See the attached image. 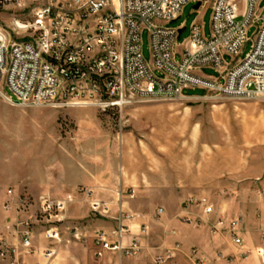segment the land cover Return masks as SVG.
Segmentation results:
<instances>
[{"label": "built area", "instance_id": "obj_1", "mask_svg": "<svg viewBox=\"0 0 264 264\" xmlns=\"http://www.w3.org/2000/svg\"><path fill=\"white\" fill-rule=\"evenodd\" d=\"M190 1L0 0V11H21L10 22L0 23V100L21 107L93 106L107 112L122 110L137 99H184L187 88L206 89L208 93L203 96L264 97L262 0H245L241 17L234 0H212L210 36H206L203 24L193 22L189 36L178 46L181 27L171 23L180 18ZM259 21L251 49L237 59L250 40L248 29ZM143 29L149 31L150 61L143 55ZM24 33L31 37H20ZM225 55H233L235 61L227 63ZM203 67L214 68L221 77L202 75ZM19 203L25 207L30 200L21 197ZM186 204L202 210L195 219L199 226H209L213 234L226 233L236 245H243L241 218L220 216L213 221V205L206 197H191ZM64 205L62 199L42 198L35 219L16 220L11 225L20 246L0 238V249L17 252L21 247L25 253H35L34 236L40 233L52 242L62 241V228L54 222L63 221L57 215ZM93 212L103 214L98 203L93 204ZM162 212L160 208L158 215ZM125 217L121 216L112 231L97 230L95 245L120 256L140 254L144 248L142 234L130 233L135 216ZM148 227L146 223L139 225L142 231ZM78 228L73 225L69 230L75 233ZM56 252L44 248L42 256L51 260ZM257 252L264 260V250ZM174 255L166 250L156 259L159 264H170ZM190 257L195 264H205L196 248Z\"/></svg>", "mask_w": 264, "mask_h": 264}, {"label": "rangeland", "instance_id": "obj_2", "mask_svg": "<svg viewBox=\"0 0 264 264\" xmlns=\"http://www.w3.org/2000/svg\"><path fill=\"white\" fill-rule=\"evenodd\" d=\"M234 2L241 17L246 6L245 0ZM196 4L197 2L192 1L186 4L180 18L171 24L174 27L182 24L187 26L178 40V46L189 36L190 26L198 17L205 26L206 36H210L212 5L204 4L199 10H195ZM262 6L264 0L260 8ZM20 14L18 8L1 10L0 23H8L14 15ZM30 18L29 16L28 19ZM260 24L261 21L254 23L248 29L250 40L242 47L237 59L244 58L251 49L252 39ZM20 37L28 38L31 34L24 33ZM141 39L144 58L150 61L148 29H143ZM179 58L177 55V59ZM225 59L227 63L235 61L233 55H225ZM200 73L206 77H221L220 72L212 67H203ZM207 93L203 88H187L184 94L196 97L179 100L137 99L122 110L110 109L107 112L93 106L21 107L0 100L1 181L8 183L11 178L31 175L33 163L47 165L51 162L62 165L64 158L67 164L76 160L84 165L95 161L107 163L118 177L123 175L124 184L117 190L115 203L110 198L107 202L103 201L105 199H95L92 191L86 187H79L73 194L54 198L65 201L63 209L57 215L63 221L54 222L62 228V241L52 242L44 233H40L34 236L36 244L60 247L71 264H123L124 260L140 264L135 260L143 255H148V262L143 264H159L156 259L159 253L169 250L176 254V249L180 248H175L168 240L155 243L148 250L143 248L138 255L120 256L95 245L94 235L99 230V222L112 221V231L117 227L121 216L133 214L138 218L139 215L135 213L137 211L120 204L121 199L127 200L130 205L141 199L139 207H164L162 219L165 224L174 220L182 223L194 221L197 227H204L196 223V218L191 219V215L181 213L179 209L181 206L191 207L195 211L199 210L198 216L202 215L199 207L187 206L186 203L191 197L209 196L203 193V184L219 180L226 185V190L220 191L217 198L209 196L215 212L214 204L233 199L234 193L229 189L233 180L264 177V97L249 100L221 97L215 93L203 96ZM57 124L61 130L59 140L61 142L64 139L65 142L66 155L53 142L52 132ZM98 132L102 134H97ZM95 137L98 139H94ZM97 143L105 146L97 149ZM46 155L48 156L45 157ZM45 158H49L48 161ZM21 197L24 196L8 194L7 191L0 193V238L10 245L20 246L18 236L8 224L26 219L30 214H34L32 219H35L40 209L38 198L29 199L30 203L23 207L19 203ZM81 199L85 203L77 202ZM96 203L103 214H94L93 204ZM169 223L165 225L166 232L171 234L175 225ZM74 224H79L75 233L69 230ZM205 227L210 229L207 225ZM132 232L133 227L130 233ZM137 233L149 236L152 229L148 227L142 231L138 228ZM4 234L15 240L1 237ZM193 249H190L189 255ZM42 251L36 249L35 253L28 254L21 247L17 252L0 249V264H59L54 261L56 256L51 260L45 259ZM29 257H42L44 260L31 263ZM175 259L176 255L169 263L174 264Z\"/></svg>", "mask_w": 264, "mask_h": 264}, {"label": "crops", "instance_id": "obj_3", "mask_svg": "<svg viewBox=\"0 0 264 264\" xmlns=\"http://www.w3.org/2000/svg\"><path fill=\"white\" fill-rule=\"evenodd\" d=\"M191 1L197 2V4L199 2L201 3L199 7H197V4L195 5V10H199L204 4L212 5V0L208 2H202L201 0ZM194 22L201 23L200 18L198 17ZM180 27L185 28V30L187 29L185 24L180 25ZM60 131V127L57 124V127L52 132L53 142L56 143V146L60 147V150L66 155L64 139L61 142L59 140ZM97 134L101 135L102 133L98 132ZM96 138L98 139V137L94 139ZM99 146L103 147L105 144L98 145L97 143L96 148L98 149ZM47 156L48 155L45 157ZM45 159L48 161L49 158ZM32 167H34L32 174L27 177L11 178L8 183L0 180V193L4 194L11 189L15 196H24L29 199L33 197L34 199L38 198L39 209L42 198H57L58 196L73 194L79 187H86L91 190L93 197L99 201L105 199L103 201L107 202V199L110 198L112 202L115 203L117 200V190L124 184L123 175L118 177L107 163H98L97 161L89 162L84 165L76 160L67 164L66 158H64V163H62V165H55L51 162L47 163V165H41V163L36 162L33 163ZM202 186L203 193L214 199L217 198L220 191L226 190L225 183L219 180L211 184L205 183ZM229 189L234 193L232 196L233 199L214 204L215 212L211 216V219L214 221L220 216L228 219L241 218L243 226V231L241 233L243 245H236L232 241L230 235L226 233L212 234L208 227H197L194 221L182 223L178 222V220H171L172 222H166L167 224H165L162 219L165 214V208L159 207L158 209H154L153 205L146 207H141V205L139 207V201L141 199L131 203L132 205H130L127 200L121 199L120 204L125 208L134 209L137 211L135 213L139 215L138 218L135 217L132 221L134 234H138L137 229L139 226L137 225L142 223H146L149 225L150 229H152V233H150L149 236H140L145 250H148V248L155 243H160L162 241L167 242L168 240L173 243L174 247L178 246V248H180L175 252L176 259L173 262L174 264H195L194 259H191L189 255L192 247L197 249L198 256L205 264H264V260L257 252L259 248L264 250V177L233 180ZM200 196L210 199L209 196L206 195ZM77 202L85 203V200L83 201L81 199ZM109 202L111 203L110 200ZM32 205L33 203H31V206ZM160 208L163 209V212L158 215V210ZM179 209L181 213H186L188 216L191 215V219L199 215L198 209L195 211L196 209L194 208H183V206ZM33 215L34 214H30L28 218H22L21 220L32 219L34 218L32 217ZM168 223L170 225H175L176 228H174V231H171V234L166 232ZM112 224V221L103 220L98 223V229L104 228L111 230ZM8 225L11 226L10 224ZM74 225H78L79 227V224ZM157 228H159V232H157ZM1 237H6L10 241L15 240L12 234L11 237L13 238H9L8 234L1 235ZM35 246L39 250H43L44 248L56 249L57 255L54 259L56 263H72L69 261L68 256L62 252V249L60 250V247L58 248L51 244L47 247L39 246L36 244V241ZM147 256L148 255H143L142 258L136 259L135 261L140 264L146 263L148 262ZM43 260L42 257H29V262L31 263L43 262ZM76 263H79V261ZM123 264H131V262L124 260Z\"/></svg>", "mask_w": 264, "mask_h": 264}, {"label": "water", "instance_id": "obj_4", "mask_svg": "<svg viewBox=\"0 0 264 264\" xmlns=\"http://www.w3.org/2000/svg\"><path fill=\"white\" fill-rule=\"evenodd\" d=\"M200 2L197 4V7H199L200 6ZM185 31V28H181V29H179V37L178 38H181V35H182V33Z\"/></svg>", "mask_w": 264, "mask_h": 264}]
</instances>
